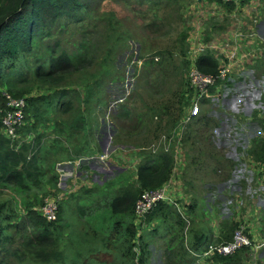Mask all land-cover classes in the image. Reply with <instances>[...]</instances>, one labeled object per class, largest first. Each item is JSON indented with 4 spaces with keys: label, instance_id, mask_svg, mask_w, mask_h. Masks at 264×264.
<instances>
[{
    "label": "rangeland",
    "instance_id": "1",
    "mask_svg": "<svg viewBox=\"0 0 264 264\" xmlns=\"http://www.w3.org/2000/svg\"><path fill=\"white\" fill-rule=\"evenodd\" d=\"M84 1L87 0H82V2ZM135 1L136 3H134ZM151 2L152 5L159 2V5H156L158 6L157 11H149L147 9V3L150 4ZM260 3L261 0H247L243 3H238L240 11L233 18L231 11L236 4L232 3L233 7L232 5L226 6L217 0H91L90 7L93 9L91 15L96 18L92 17L86 20L82 28L88 33L89 37H92L90 40L98 43L103 53L106 52L107 49H104L106 26L101 19L109 13L112 15L113 21H118L129 39L125 43H119L118 41L111 43L113 46L108 54L111 56L112 66H108V76L104 83L93 84L88 94L83 90L80 80L83 79L89 83L96 81V74L101 70L98 64L84 72L83 75L79 73L68 74L65 80L58 84V90L68 91V98L77 111L64 112L57 107L56 98L53 97V90L48 82L33 81L28 86L21 84L20 89H24L22 96L39 98L31 106L33 111L38 109V114H26V120H29V123L33 121L35 127L33 128V126L29 125L31 129L22 130L21 137L25 138L26 143L34 141L37 149L35 152L36 163L38 160L42 175L39 176L41 179L39 183L28 180L23 186L13 184L0 185V205H5V211L12 214L8 218L6 229V233L10 235V238L4 239L3 236H0V241L3 242L1 243L2 246H0V258L5 257L9 264H26L22 258L20 243L26 235L33 231L28 220V212L33 210L41 214V209L46 199L56 200L60 209L53 223L56 227H59L61 221L58 218L60 215H72V212L68 211L71 199L68 201L61 198H68L73 193L84 194L82 191L87 188L82 183H86L91 178V172L97 175L94 176L95 181L103 180V178L114 179L115 182L121 184L118 190L123 188L124 185L136 187L138 185L136 180L137 166L145 158V155L141 154L140 151L150 150V146L158 141L159 138H155L158 134L173 130V127H166L162 122L160 131H158L159 118L155 117L157 115L156 111H151L149 108L153 104L155 109L157 104L163 103L170 98L172 102L180 101L177 105L180 108L185 97L186 108H183L184 112L189 105V94L173 97L175 92L187 88L189 56L186 39L200 36L204 42L217 40L229 31L233 30L235 32V23H252L253 20L259 19L256 30L260 29L263 32L262 35L258 32L260 36L258 37L264 39V15H258L256 11V6ZM259 11H264V6ZM154 13L160 19L157 24L152 25V21L149 18ZM254 15L261 17L255 18ZM260 24L261 26H258ZM74 30L77 34L82 32L79 26L68 25L64 32V37L70 40L77 38ZM239 30L238 27L236 31ZM118 33L119 29L115 35H118ZM101 51L98 53L99 58L103 56ZM197 53H199V50ZM114 75V81H109ZM251 75H254L255 78ZM122 76H124V79L120 80L118 77ZM242 80L249 82L251 87L254 88L256 95L254 96V101H252L251 111L238 105L236 107L237 110L239 109V113L234 114L236 111L231 113L228 105L233 98L232 93L235 90L233 86L236 82ZM213 87L209 88L208 94L203 98L198 115L200 118L204 115L209 120L203 122L202 125L193 122L189 123L186 132L197 131L198 135L201 134L200 140L203 142L205 139L208 140L209 148L212 147V136L210 135H213V140L215 139L214 131L219 133L218 131L237 130V127L241 125V132L250 131L247 136L249 140L254 141L264 137V53L253 65L246 67L244 71L226 80L220 92L210 93L209 91ZM87 95L88 99L92 100L89 104L83 102ZM44 101L46 102L47 111L44 110ZM50 106H53V111H51ZM184 112L179 115L178 121L184 116ZM243 112L250 114L249 117H246L248 120L239 117ZM76 114L86 117L84 130L80 131L78 129L74 132V134H77L74 138L78 142L85 141L86 150H82V144H79L78 151V148L75 147L77 145L76 141L73 138L63 137L67 130L66 125H72ZM61 119H66V122L72 123L63 125L59 123ZM89 126L91 127L88 129ZM114 132H116V135L114 134L112 137V146L107 147V149L109 151L114 149V152L110 154L111 157H109L115 162L110 165L111 167L106 165L107 169L96 165L89 168L87 164L94 156L93 151H96L100 156L104 150L103 146L111 145V143H106V140L107 138L110 139L111 134ZM182 137L184 136L182 135ZM79 138L82 141L78 140ZM60 139H62V147H67L64 150V154H62L64 157L66 151L69 154V145L71 144V147L74 146L72 147L74 149L72 162L76 160L79 154V159L87 158L83 166L80 161L74 163L76 170L74 168L73 173L69 171L71 168L66 166L63 172L67 176L70 172L72 176L69 179L62 178L63 180L60 177L61 160L58 159L57 162L55 159V157L59 156V154L56 156L59 151L57 149L55 153V148L58 145L57 141ZM117 144L121 146H117ZM239 148L241 150V147ZM184 152L183 142H180L179 145L177 143L173 144V153L175 154L173 157L174 168L169 182L178 180L175 176L180 174L183 165H186L187 155ZM107 155L108 153H105V157ZM67 156L65 157L66 159L68 158ZM103 157L101 156L100 158ZM239 157L247 165L250 164L251 159L249 157L250 160L248 161L247 155H243V157L239 155ZM106 159L108 158L106 157ZM50 162L54 167L51 168ZM190 163L195 166V161H190ZM259 163L263 165L264 161L257 164L259 165ZM262 165H259V169H261ZM80 168L88 170L89 176L84 177V174H78ZM229 168V163H223L220 166L221 178L229 177ZM262 173L261 170V177ZM52 178L54 180L51 181ZM174 181L172 183L173 187L175 185ZM243 184L240 191L236 188L234 189L233 195H230V200L228 199L229 202L222 207H224V215L231 213L235 217L236 221L233 222L237 224L234 225V229L238 225L243 226L251 238L250 228L248 227L249 208L245 198V180H243ZM174 191L173 189L171 196L177 203ZM61 192H63L62 195ZM83 194H74L77 215H80L81 211L86 212V208L92 206L91 201L94 198L101 197L102 199L106 193H98L91 199H86ZM103 201L106 202L107 199ZM170 206L176 210L179 209V206L182 207L180 203L176 207ZM105 208L109 210L108 203L105 204ZM103 210L105 209L100 207L98 212L102 214ZM127 215L130 214L127 213ZM135 217L133 215L132 219L137 228L136 235H141L142 233V235L147 237L146 233L153 229L154 225L159 224V221H156L149 228H145L137 224L141 219ZM256 217L259 218V215H256ZM160 225L158 230L164 231L166 229L165 224ZM162 236L163 233L161 232L154 237L152 236L153 238H148L150 257L152 254L156 258L162 257L163 251H166L167 240H163ZM114 238L117 239V236ZM220 239L222 238L218 240ZM155 257H153L151 264H160ZM232 263L264 264L259 262L257 253L254 258L251 251L250 253L248 252L247 260L238 258L237 262L233 261Z\"/></svg>",
    "mask_w": 264,
    "mask_h": 264
},
{
    "label": "trees",
    "instance_id": "2",
    "mask_svg": "<svg viewBox=\"0 0 264 264\" xmlns=\"http://www.w3.org/2000/svg\"><path fill=\"white\" fill-rule=\"evenodd\" d=\"M217 1L224 4L221 0ZM244 1L247 0H241L240 2L243 3ZM90 5L91 0L84 2L82 0H0L1 186L6 184L23 186L28 180L39 183L41 181L39 176L42 175L38 160L36 163L35 152L37 149L35 148L34 141L26 143L25 138L20 142L18 140L11 141L1 131V118L6 109L4 93H8L16 98L24 97L22 96L24 89H20L21 84L28 86L33 81H45L52 87L53 97L56 98L57 107L61 108L64 112L77 111L68 98V91L58 90V84L65 80L66 75L71 73L83 75L84 72L98 64L101 70L96 74V81L89 83L83 79L80 80V83L83 85V90L88 94L93 84L104 83L108 76V66H112L110 61L111 56L108 54L113 46L111 43L114 41L125 43L129 39L127 33L123 31L118 21H113V17L109 13L101 19L106 26L104 49L107 50L103 53L98 43L90 40L92 37H89L88 33L82 29L84 22L93 17L91 15L93 9ZM156 5H159V2L153 3V5L152 2L150 4L147 3V9L149 11H157L158 6ZM224 5H232L233 7L232 3H226ZM149 19L153 25L157 24L160 17L158 18L156 13H154ZM68 25L79 26L81 28L82 32L80 34H77L74 30L77 38L70 40L64 37V32ZM118 29V35H115ZM186 46L188 50L189 44L187 39ZM99 51L103 54L101 58L98 57ZM195 63L205 73L215 74L217 72L218 63L210 51L205 50L198 55ZM115 75L109 81H114ZM118 78L122 80L124 76ZM225 83L226 81H219L216 85L220 86H214L209 92L217 93L216 91L218 89L220 92ZM187 92V88L185 90H179L173 94V97L186 95ZM24 98L26 101L25 124L21 128V132L22 130L26 131V128L30 130V126L35 127L33 121L29 123V120H26V114H38V109L33 111L31 106L39 98ZM170 99H166L164 101L165 103L157 104L155 109L153 104L149 108L151 111L155 110L157 113L155 117L159 118L158 131H160L162 122L166 127H173L174 129L180 121H178L179 115L184 112L183 108H186L185 97L182 100L183 102L180 108L177 107L180 101L172 102ZM83 102L89 104L92 100L88 99L87 95L83 99ZM43 104H45L44 110L47 111L46 102L44 101ZM50 109L53 111V106H50ZM207 120L209 119H206L202 115L201 118L198 116L193 123L200 121L207 122ZM85 121L86 117L78 114L75 115L73 123L66 122V119L59 121L63 125L72 123V125H66L67 130L65 131V136L73 138L77 142L75 147L78 148V151L79 144L85 141L79 138L78 140L82 142H78L74 138L77 135L74 132L78 129L80 131L84 130ZM159 136L160 134L155 138ZM184 137L180 142L184 143ZM82 146V150H86V146ZM140 153L144 154L145 158L137 166L136 170L138 187L127 185L121 188V191L108 203L109 211L111 212V221L109 220V222L113 221L110 224L111 226L113 225L116 231L115 236L117 238L120 237L122 241V247L118 252L102 253L100 250H90L85 246L87 234L73 239L71 234L67 233L66 229L63 228L62 224L56 227L53 223L54 221H48L40 213L31 210L28 212V220L33 231L26 235L20 243L22 258L26 264H35V262L36 264H148L150 256L146 241L148 237L141 234L135 240L137 228L132 219L133 215L135 217L134 206L143 190L160 187L172 176L174 168L173 145L171 146L170 152L159 150L153 153L151 150H141ZM249 153L255 161H264V137L255 139L252 142ZM52 167L54 166L51 164ZM50 183L54 184L52 182ZM5 207V205H0V236L7 239L10 238V235L6 233L7 221L12 214L5 211ZM175 210L170 205L159 202L137 224L142 227L147 226L146 224H151L156 218H161V222L164 224L167 222L166 215H173L175 213L173 218L174 220L177 219L178 224H172L176 230L175 249L177 251L174 255H182L183 252L180 250L184 249V237L182 234L183 223ZM127 213L130 215H127ZM234 225L228 226L227 229L223 228V230H226V236L225 238L216 240V242L230 240L233 235L232 230L234 229ZM153 233H155L154 229H150L146 234L152 237ZM108 234L110 235V233ZM106 239L109 240L110 238L107 237ZM209 242L212 241L205 243V246L202 248H199L198 244L195 243V245H192L194 249L191 248L190 250L193 253H198L205 249ZM1 243L3 242L0 241V246H2ZM242 250H245V248H242L232 255L215 254L212 259L207 260L211 264H216V262L231 264L233 261H238L236 257ZM106 253H108V256H106ZM109 255L111 257L108 260ZM0 264H9V262L5 257H1Z\"/></svg>",
    "mask_w": 264,
    "mask_h": 264
},
{
    "label": "crops",
    "instance_id": "3",
    "mask_svg": "<svg viewBox=\"0 0 264 264\" xmlns=\"http://www.w3.org/2000/svg\"><path fill=\"white\" fill-rule=\"evenodd\" d=\"M258 26H261V24ZM258 32L261 35L263 33L260 29ZM251 76L255 78L254 75ZM233 87L235 89L232 93L233 98L231 99V103L228 105L230 107L231 113H234V111H236L234 114L239 113V109L237 110L236 107L238 105L242 106L246 110L251 111L252 101H254V96L256 95L254 88H252L249 82L246 80L236 82ZM241 114L242 115L239 117H243L245 120H248L246 117H249L250 114L245 112ZM195 124L202 125L203 122L200 121ZM241 127L242 125L237 127V130L230 129V131H218L219 133L214 131V140L213 135H210L212 136V147L210 148L208 140L205 139L204 142L200 140L201 134L198 135L197 131L186 132L183 143L185 148L184 153L187 155L185 162L186 165H183V168L180 170V174L175 176V178L180 181L178 182V180H173L175 183L174 187L172 185L173 181H171L172 189L175 190L174 194L177 197L178 202L182 205V207L179 206V209L175 211L178 213L183 223L182 234L184 237V249L180 250L183 252V254L174 255V253L177 251L175 249L176 230L172 224L176 225L178 222L177 219H175L176 221L174 220L173 215H166L167 222L164 223L166 227L164 231L158 230L159 225H163L161 218H156L151 224H146L147 226H144L145 228L150 227L153 223L159 221V224H156L153 227L155 231V233H153V237L162 232L163 240H167H165L166 251H163L162 257L156 258L152 254L151 257L149 256L150 258L148 264L153 262V257H155L157 261L160 262V264H211L209 262L205 263L204 261L197 259L190 249H194L192 245H195V243L198 244L199 248H202L208 241H216L219 238H225L226 230H223V228L227 229L228 226L237 224L233 222L236 221V219L233 215H231V213L224 215V207L222 206L227 205V202H229L231 198L230 195H233L235 188L238 189V191L241 190L244 185L243 180H245L246 195L244 196L247 199L246 203L248 204L249 208L248 227L250 228L251 239L254 242L264 241V164L262 165L259 163V165H262L261 169H259V165L257 164L259 161H255L251 154H249V148L251 147L253 140L251 141L248 139L249 137H247L248 134H250V131L245 130L241 132ZM115 133L116 132L111 134L110 139L107 138L106 143H111V145H104V150L100 156L96 151H93L94 156L92 157L91 161L88 159L89 163L87 165L89 168H91L93 165H96L100 168L104 167L107 169V167H105L106 165L111 167L110 165L115 162L110 158V154L111 152H114V149H111V151L107 149V147L112 146V137ZM161 134L166 133H160V135ZM63 137L66 136L63 135ZM57 142L58 145L55 148V153L58 149L59 153H56V156L58 154L59 156L55 157V159L57 162L58 159L61 160L60 177L61 180H63L62 178L69 179L72 176L71 173H73V169L75 168L76 170V165L74 163L80 161V164L83 166L85 165L87 158L79 159V154L76 160L72 162L71 159L73 158L74 154V149L72 147L74 146L71 147L70 144L69 154L68 151L65 152V157L68 155V158L66 159L62 154H64V150H66L67 147H62V139ZM84 144L85 143H82V145ZM117 146L121 145L117 144ZM239 147H241V150ZM223 152L224 154H222ZM105 153H108L106 156L108 159H106ZM239 155H242V157L243 155H247L248 161L251 159L250 164L247 165V163L241 161ZM101 156L104 157L100 158ZM190 161H195V166L191 165ZM223 163H229L230 165V175L227 178L220 177V166ZM66 166L71 168L69 170L71 173L69 172L68 176L63 172ZM89 170L91 171V169ZM261 170L263 172L262 177L260 176ZM78 172L80 175L84 174V177L89 176L88 170L85 168H80ZM90 176L91 178L87 180L86 183H82L85 188H87L84 189L85 191H82L84 194L73 193L70 194L68 198H61L68 201L71 199V203L68 205V211H71L72 215H60L59 221H61V223L59 224L63 225V228L66 229L67 233L71 234L73 239L87 234L85 246H87L90 250H100L102 253H112L113 251L118 252L122 247V241L120 237L114 239L116 231L114 230L113 225L111 226L110 224L113 221L109 222L111 212L105 208V204L109 203L121 191V189L118 190L121 184L115 182L114 179L108 180L103 178V180L95 181L94 176L97 175L93 174V172L90 173ZM125 186L126 185H124V187ZM98 193L106 194L102 199L101 197L94 198L91 201L92 206L87 207L86 212L81 211V214L77 215L74 194H83L86 199H91ZM62 194L63 192H61V195ZM104 199L105 201L107 199V201L104 202ZM100 207L105 209L102 211L103 215L98 212ZM256 215H259V218H255ZM185 216L190 218L189 223L186 222ZM108 233H110V235ZM107 237L110 239L107 240ZM137 237L138 235L135 237V240ZM147 237L149 238V234H147ZM148 238L147 240H149ZM250 251L252 254H254V256H256L257 253L259 262L264 263V247L258 251H252L251 248H246L245 250L240 251L236 258L247 260L248 252L250 253ZM108 253H106V256H108ZM110 257L111 256L109 255L108 260ZM216 264L223 263L216 262Z\"/></svg>",
    "mask_w": 264,
    "mask_h": 264
},
{
    "label": "built area",
    "instance_id": "4",
    "mask_svg": "<svg viewBox=\"0 0 264 264\" xmlns=\"http://www.w3.org/2000/svg\"><path fill=\"white\" fill-rule=\"evenodd\" d=\"M224 4L234 3L235 7L231 11V16L236 17L240 7L237 5L241 0H221ZM262 3V4H261ZM256 6L258 15H264V11H259L264 6V0ZM214 4V3H213ZM256 14V13H255ZM254 15L255 18L261 17ZM259 20L250 22H237L233 32L229 31L217 40L204 42L202 37H191L187 40L189 44L188 59L189 69L187 72L188 82L187 89L190 97L189 105L184 112V116L180 119L178 125L170 132L161 134L156 143L150 146L153 153L163 150L170 152L171 146L175 143L179 145L186 131L187 125L192 123L199 115L203 98L208 94L210 87H213L219 81H226L231 76L244 71L246 67L253 65L264 53V39L259 38L256 26ZM255 23V25H253ZM239 27V31H236ZM255 27V28H252ZM259 36V37H258ZM262 43V44H261ZM199 50V53L196 52ZM208 50L217 60V72L215 74L205 73L199 69L195 63L198 55ZM220 86V85H219ZM219 92V89L216 91ZM6 101V109L1 118V131L11 141H23L21 137V128L25 124V106L24 97H13L8 93H4ZM175 155V154H174ZM171 179V178H170ZM166 181L160 187L154 189L143 190L135 202L134 211L137 218L142 219L151 208L159 202H166L169 205L177 206L179 204L172 199L171 181ZM58 204L56 200L46 199L41 209V215L48 221H54L58 213ZM186 222L189 223L190 218L185 216ZM264 247V241L254 242L249 236L245 228L238 225L230 240L223 242L212 241L206 245V248L194 256L204 261L212 259L215 254L232 255L242 248H251L252 251H258Z\"/></svg>",
    "mask_w": 264,
    "mask_h": 264
},
{
    "label": "clouds",
    "instance_id": "5",
    "mask_svg": "<svg viewBox=\"0 0 264 264\" xmlns=\"http://www.w3.org/2000/svg\"><path fill=\"white\" fill-rule=\"evenodd\" d=\"M58 209H59V207H58ZM256 242H260V241H256ZM262 248H263V247H262ZM262 248H261V249H262ZM245 249H246V248H245ZM259 250H260V249H259ZM253 255H254V254H253ZM255 257H256V256H254V258H255Z\"/></svg>",
    "mask_w": 264,
    "mask_h": 264
}]
</instances>
